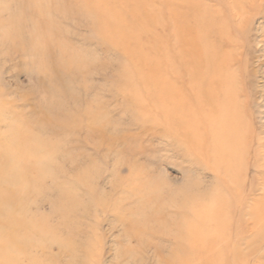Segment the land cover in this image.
Here are the masks:
<instances>
[{"label": "rangeland", "instance_id": "1", "mask_svg": "<svg viewBox=\"0 0 264 264\" xmlns=\"http://www.w3.org/2000/svg\"><path fill=\"white\" fill-rule=\"evenodd\" d=\"M31 1L48 7L52 12L29 15L26 10ZM43 1L0 0V152L21 151V160L11 161L4 170L17 169L20 174L14 176L15 184L27 185L29 191L33 181L26 178L27 174H21L27 166L38 167L37 159L32 157L38 152L45 153L43 178L50 181V178L63 176L62 180H68L67 176H76L83 187L67 191L60 189L59 197L57 194L52 196L55 200L53 207L42 204L45 203L42 197L44 194L51 196L54 191L41 193L37 224L44 234L32 240L35 263L184 264L187 255L180 253H188L189 249L180 236L181 233L184 236L193 234L186 226V219L190 218L197 225L194 230L199 238L194 264H237L233 254L225 252V246L232 245L236 237L232 232L235 231L236 219L231 220L235 211L229 212L225 206L224 212L220 206L213 207L217 205L215 202H207L220 197L233 206L231 192L225 186L227 179L215 174L208 160H201L194 152L192 142L180 132L167 128L159 107L156 108V99L145 93L141 83L136 89L141 93L134 92L130 83L136 78L133 62L137 57L133 55L131 58L117 50L109 35L105 34L108 27H101L109 19L112 20L108 24L117 21L114 25L116 32L111 30L113 38H117L124 29L127 31L134 27L137 30L131 10H136L141 1L135 0L132 5L120 2L122 0H96V16L91 18L83 15L74 3ZM147 1L154 3L155 9H161L158 12L161 24L153 29L149 26V29L143 28L148 29L145 32L149 34L139 35L141 39L138 38L143 40L133 41L129 46L142 48L147 52L145 54L149 52L154 56L156 46L161 43L159 38L164 36L162 18L165 12L162 0ZM185 4L192 6L189 1ZM98 18L99 24L95 21ZM41 22H46L47 27L36 29ZM118 22L123 23L122 26ZM250 24L257 32L258 40H263L262 47L254 44L250 53L252 67L257 68L259 61H264V16L254 15ZM152 35L159 39V43H155ZM259 69L261 73L252 86L264 94V65ZM258 107L255 103L259 118ZM261 121L259 118V125ZM11 125L29 131L31 128L41 139L37 137L35 141L33 133L24 143H12L8 138L11 132L6 130ZM89 128H99V134L95 133L90 140L84 135ZM125 137L129 141L123 143ZM62 171L68 174L65 176ZM239 177L247 180L251 174L244 172ZM120 179L128 180L126 184L131 187L140 185V190L136 191L141 198L128 205L141 213L136 214L138 221L131 230L128 222H119L115 218L116 202L111 200L105 205L101 201L104 191L109 190V182ZM89 192L92 197L90 204ZM210 212L212 217L207 215ZM54 213L57 215L50 220L45 219V214ZM194 214L199 216L194 217ZM260 216L263 219L264 212ZM218 221L223 226H219ZM227 224L231 225L228 230ZM224 233L232 234L228 240L230 243L219 244V235ZM54 238L59 242L53 243ZM236 240L241 239L236 237ZM212 246L215 249L211 252ZM247 250L245 246L244 252ZM263 252L264 244L256 255H248L247 258L262 256ZM247 258H242L239 264H247ZM30 261L23 257L20 262L29 264Z\"/></svg>", "mask_w": 264, "mask_h": 264}, {"label": "bare ground", "instance_id": "2", "mask_svg": "<svg viewBox=\"0 0 264 264\" xmlns=\"http://www.w3.org/2000/svg\"><path fill=\"white\" fill-rule=\"evenodd\" d=\"M63 1L66 5L74 3L77 7L79 6L83 15L86 14L90 18L96 16V0ZM134 1L122 0L120 2H129L133 5ZM140 1L141 4L137 5V9L131 10L132 21L136 24L137 30L133 27L135 31H131L132 28L121 31L120 27L119 30L121 29L122 33L117 38H113L111 30L116 32L117 27L114 25L117 21L115 23L111 21L110 25L107 22L112 19H109L107 22L104 21V25L101 27H108L105 34L109 35L111 44L117 50H121L129 57L133 55L137 57L133 62L136 67L134 73L136 78H133L130 83L134 92L140 90L136 91L137 88H140L139 84L141 83L145 93H150L149 95H153L156 99V108L159 107L167 128L180 132L187 141L192 142L194 152L201 160H208L212 171L227 179L225 186L231 192L233 206H230L228 200L220 197H215V201L211 199L207 202H215L217 205L213 207L220 206L223 211L225 206L229 212L232 209L235 211L231 219H236V222L234 221L235 231L232 232H235V236L240 237L241 240L237 241L235 237L231 242L232 245H229L228 240L232 234L224 233L219 235V244H228L225 246L227 249L225 252H231L235 262L239 264L242 258L256 255L264 244V218L262 219L260 216L264 212V94L258 87L252 86L261 73L259 67L264 65V61L260 60L257 68H253V57L250 56L252 45L256 44L262 47L263 44V40H258L257 32L253 31L250 23L254 15L264 16V0H199V2L197 0H162V8L165 12V16L162 18L164 36L159 38L161 41L159 43V39H155L156 36L152 35L155 43H159L154 56H151L149 52L145 54L146 51L142 48L141 50L144 52L139 50V47L129 46L133 41L143 40H140L141 36L139 35L149 34V32H145L148 31V26L153 29L161 24L158 13L161 9H155L154 3L152 4L151 1ZM188 1L192 6H188ZM213 1L216 3L213 4ZM193 2L197 3L193 4ZM30 3V8L28 7L26 10L29 15H41L43 11H48L49 14L52 12L48 7H43L33 1ZM187 8L189 9L185 10ZM77 13L80 15V12ZM95 21L99 24V18ZM46 24V22L45 24L41 22V25L36 29L45 28ZM121 24L119 25L122 26ZM145 27L148 29L143 30ZM34 31L36 30L34 29ZM260 56L263 57V55ZM124 76L126 75L124 74ZM255 103L259 105L257 111L260 113L259 118L262 119L260 125ZM12 124H15L14 121ZM18 126L11 125L8 127L9 130L6 127V130L11 132L8 134L10 136L8 138L12 143H24L34 133L31 128H29L30 131L24 128V131ZM95 133L99 134V128H89L84 135L90 140ZM37 134L33 135L35 141H37V137L41 139ZM0 138L2 137L0 136ZM127 141H129L127 137L122 140L123 143ZM20 156L19 149L0 152V264H23L20 262L23 257L31 259L29 264H36L33 255L35 245L32 240L44 234L42 227L37 224L41 208L39 199L41 193L54 191L53 195L44 194L42 197L45 202L42 204L53 207L55 200L52 196L57 194L59 197L60 189L67 191L77 186L83 187L82 184H79V179L76 176H67L68 180H62L63 176L50 178V181L43 178L44 152L32 155L37 159L38 167L29 166L28 168L27 166L21 174L23 176L27 174L26 178L33 181L32 189L29 191L28 186L24 184L16 185L15 179L20 173L14 168L13 170H4V166L9 165L13 160H21ZM27 156L30 155L27 153ZM28 159L31 160V157ZM244 172L246 175L250 172L251 177L247 180L240 179L239 176ZM62 173L65 172L62 171ZM66 174L68 173L66 172L65 176ZM127 181L120 179L118 182H109V190L104 191L101 201L105 205L111 200L116 202V207L114 206L115 218L119 222H128V228L131 230L138 221V217H135L136 214L141 215V213L130 209L128 205L132 200L141 197L140 193L136 191L140 185L134 184L131 187L126 184ZM242 194H244L243 198H241ZM89 198H91L89 199L90 204L92 202L91 195ZM68 200L73 199L68 198ZM243 207L247 211L243 210ZM56 215L57 213L48 216L45 214L44 217L50 220ZM207 215L212 217L211 212ZM226 215L229 216L230 213ZM193 216L198 217L199 215L194 214ZM222 216L223 214L220 219ZM218 225L223 226L219 221ZM228 225L226 230L231 227ZM186 226L193 234L184 236L181 233V236L179 235L182 241L185 240L189 249L188 253L180 254L187 255L184 264H194L198 254L199 238L194 230L197 225L193 219L188 218ZM56 241L58 240L54 238L52 242ZM245 246L248 249L247 252H244ZM214 249L212 246L211 252ZM27 251L30 253L28 254ZM60 254H62L61 251ZM7 255L9 256L6 260ZM52 256L54 257V255ZM249 259H251L250 264H264V255H257ZM249 259H246L247 264Z\"/></svg>", "mask_w": 264, "mask_h": 264}]
</instances>
